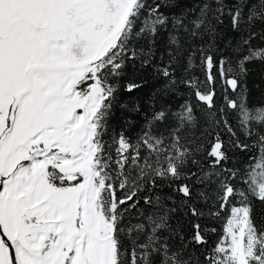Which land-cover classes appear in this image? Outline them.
Listing matches in <instances>:
<instances>
[{"label": "snow or ice", "instance_id": "snow-or-ice-1", "mask_svg": "<svg viewBox=\"0 0 264 264\" xmlns=\"http://www.w3.org/2000/svg\"><path fill=\"white\" fill-rule=\"evenodd\" d=\"M258 23L264 0H0V264H264L249 200L264 202V106L243 81L264 63ZM221 39L235 59L210 53ZM136 60L161 100L194 91L200 115L154 108L135 143H109L110 81ZM205 216L223 219L213 245Z\"/></svg>", "mask_w": 264, "mask_h": 264}, {"label": "trees", "instance_id": "trees-1", "mask_svg": "<svg viewBox=\"0 0 264 264\" xmlns=\"http://www.w3.org/2000/svg\"><path fill=\"white\" fill-rule=\"evenodd\" d=\"M261 27L259 23L252 29L253 31H259ZM234 39L233 43L239 39L238 34H233ZM225 38H231L227 35ZM259 40H253L252 44L255 46L259 44ZM205 47H207V37L205 38ZM210 53L213 54L217 60L221 57H231V50L226 47L224 40H218L215 43V46L210 49ZM165 55V62H166ZM156 60L159 62L160 53L157 52ZM197 67L195 70L190 73L198 76L201 80L204 78L199 67V57L196 59ZM248 72L247 75L243 78L244 86L247 89V103L250 107L252 106H264V63L255 62L247 64ZM116 87V103L113 106V119L110 123L109 133L105 137V140L111 143V137L120 131H123L126 136L133 142H136L137 136L141 133L143 129H146L148 120L151 119L153 109L159 110L161 107H168L171 111H176L179 108V105L185 103V101L190 102L194 108H197V115H200L198 110V101L194 96V91L192 94H189V90L185 87H181L176 95L172 97H166L161 100L157 93L163 85L162 78L155 75V73L150 68H142L140 66L139 60L133 62H125V65L119 76H116L110 81ZM130 83L140 84L141 87L134 89L131 93L126 91V87ZM138 103L140 107L139 113L129 112L128 109L133 107L134 104ZM222 103L219 97H217V104ZM121 105H127V108H122ZM128 119L132 121L131 126H125L124 120ZM172 124L171 115L164 122L153 123L151 126V131L156 134H165L167 135V130ZM237 136L241 141L245 143H252V139H246L243 135V132L239 129H235ZM199 135V131L196 132ZM225 139L227 136L225 135ZM254 139V138H253ZM114 153V147L112 148ZM255 150L250 152H240L236 151L235 155L232 156V153H229L232 156L233 161L236 163L237 167L243 168L244 164L249 162V156L254 155ZM231 166V165H229ZM246 188L245 185H242ZM164 194L171 192L170 188L162 189ZM249 200L252 205V220L255 226L258 229H264V202H261L256 197H249ZM235 203V200H233ZM231 207V205H229ZM205 212L208 211L207 208L204 209ZM215 211V209H213ZM222 217L226 216L227 213H222ZM178 218V217H177ZM194 223L197 221H193ZM202 227L204 228H215V233H208L207 239L209 245L215 244L222 235L223 228V219H216L211 217H203L200 221Z\"/></svg>", "mask_w": 264, "mask_h": 264}]
</instances>
